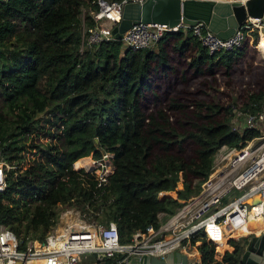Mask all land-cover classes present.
<instances>
[{"label":"trees","instance_id":"1","mask_svg":"<svg viewBox=\"0 0 264 264\" xmlns=\"http://www.w3.org/2000/svg\"><path fill=\"white\" fill-rule=\"evenodd\" d=\"M96 2L0 1V148L9 165L27 162L7 174L0 224L17 238L42 241L60 211L88 204L129 244L198 193L221 146L251 136L231 131L233 111L264 103V60L250 37L214 55L190 30L138 51L118 40L89 49L81 13L89 25ZM101 150L115 171L92 203V176L73 165ZM195 242L201 264H238L241 240L222 257L203 234Z\"/></svg>","mask_w":264,"mask_h":264},{"label":"built area","instance_id":"2","mask_svg":"<svg viewBox=\"0 0 264 264\" xmlns=\"http://www.w3.org/2000/svg\"><path fill=\"white\" fill-rule=\"evenodd\" d=\"M143 1L97 0L96 9L89 13V25L82 10L84 45L92 49L115 40L112 29L121 21L123 6ZM177 30H190L210 55L233 52L246 37H250V44L264 60L259 49L261 36H264V21L259 18H248L228 39L217 37L201 23L193 27L181 24L173 29L159 24L138 23L123 34L121 42L124 48L138 51L154 46L165 33ZM253 34L257 35L256 39ZM231 131L251 136L241 140L238 147L221 146L213 156L211 169L198 193L183 200L166 221L163 222L159 215L157 227L148 225L144 232L135 233L129 244L120 243L113 222L101 224L96 221L101 209L94 212L86 204L84 210L67 208L60 211L55 225L42 241L31 237L17 238L0 224V264H81L83 259L91 264L105 261L129 264L134 257L164 259L173 252L185 255L191 264H201L200 242L192 243L194 236L203 234L206 242L217 248V244L224 240L228 244L264 234V103L255 114L234 110ZM82 159L85 160L83 164L79 168L73 165V168L92 176L94 191L91 202L99 203L115 171L114 155L101 150L97 158L89 156ZM26 166L27 162L20 166L9 165L0 148V193L6 188L8 172Z\"/></svg>","mask_w":264,"mask_h":264},{"label":"water","instance_id":"3","mask_svg":"<svg viewBox=\"0 0 264 264\" xmlns=\"http://www.w3.org/2000/svg\"><path fill=\"white\" fill-rule=\"evenodd\" d=\"M234 1V0H228ZM248 18L264 21V0L226 2L215 0H144L141 4L129 2L123 6L120 23L113 27L115 40L122 41L123 34L132 26L159 24L169 29L179 25L193 27L199 23L221 39L233 36ZM97 142V140H95ZM181 188L182 184L178 183ZM179 190L177 188L176 191ZM101 264H109L107 261ZM129 264H191L179 252L168 254L164 259L134 257ZM238 264H264V234L250 236L241 245Z\"/></svg>","mask_w":264,"mask_h":264},{"label":"crops","instance_id":"4","mask_svg":"<svg viewBox=\"0 0 264 264\" xmlns=\"http://www.w3.org/2000/svg\"><path fill=\"white\" fill-rule=\"evenodd\" d=\"M264 36H262V39H261V43L259 44V49H260V51L262 52V54H263V56H264ZM83 161V159H81V160H79V161H77L74 165V167L75 168H79L82 164H81V162ZM79 163V165L80 166H78L77 164ZM165 217H168V216H166V215H164V214H160V218H162L163 220H164V218ZM243 244V241L241 240V243H240V247H241V245ZM224 245V244H223ZM227 245V251L225 250L222 254H218L217 253V248H215V254L217 255V256H219V257H222L226 252H228V253H232L233 251H234V248L228 243V244H226ZM87 263V264H91V263H89L88 262V260H86V259H83L82 260V262H81V264L82 263Z\"/></svg>","mask_w":264,"mask_h":264},{"label":"bare ground","instance_id":"5","mask_svg":"<svg viewBox=\"0 0 264 264\" xmlns=\"http://www.w3.org/2000/svg\"><path fill=\"white\" fill-rule=\"evenodd\" d=\"M215 1H226V2H241L242 0H234V1H228V0H215ZM264 57V56H263ZM85 160H83L82 162H81V164H83V162H84ZM80 166V165H79ZM170 195H172V196H175V194L174 193H172V194H170ZM236 235L237 234H234L233 235V237H236ZM226 240H224L223 242H222V244H217V249L219 250V252H221V253H223L226 249H227V245H226ZM224 244V245H223ZM227 251V250H226Z\"/></svg>","mask_w":264,"mask_h":264},{"label":"rangeland","instance_id":"6","mask_svg":"<svg viewBox=\"0 0 264 264\" xmlns=\"http://www.w3.org/2000/svg\"><path fill=\"white\" fill-rule=\"evenodd\" d=\"M261 39H262V36H261ZM260 43H261V41H260ZM41 140H43V139H41ZM43 141H45V140H43ZM32 155H33V154H32ZM32 155H30V154H29V156H28V157H29V158H32V157H33ZM78 165H79V163H78ZM74 166H75V165H74ZM177 188H179V189H180V187H179V186H177ZM175 197H176V196H175ZM166 198H172V197L165 196V197H162V198H161V200H164V199H166ZM173 199H176V198H173ZM181 202H182V201H181ZM166 220H167V217H165V218H164L163 222H164V221H166ZM248 237H249V236H248ZM248 237H246V238L242 239V241H245V240H246ZM199 244H200V243H199ZM229 244H230V243H229ZM198 246H199V245H198ZM82 264H87V263L85 262V263H82ZM92 264H93V263H92Z\"/></svg>","mask_w":264,"mask_h":264}]
</instances>
